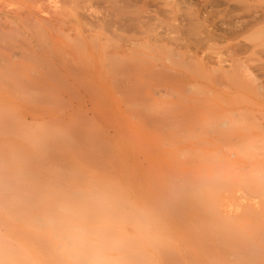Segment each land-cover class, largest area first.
Here are the masks:
<instances>
[{
  "label": "rangeland",
  "instance_id": "1",
  "mask_svg": "<svg viewBox=\"0 0 264 264\" xmlns=\"http://www.w3.org/2000/svg\"><path fill=\"white\" fill-rule=\"evenodd\" d=\"M132 1L0 0V264H86L71 225L110 264H264V96L220 103L161 67L205 84L264 0Z\"/></svg>",
  "mask_w": 264,
  "mask_h": 264
},
{
  "label": "bare ground",
  "instance_id": "2",
  "mask_svg": "<svg viewBox=\"0 0 264 264\" xmlns=\"http://www.w3.org/2000/svg\"><path fill=\"white\" fill-rule=\"evenodd\" d=\"M64 1V0H63ZM132 1V0H131ZM136 1V0H135ZM139 0H137L136 2H138ZM144 1V0H143ZM236 1H243V2H247L248 0H236ZM61 2H62V0H61ZM68 2V1H67ZM86 2V1H85ZM96 2V1H95ZM103 2V1H102ZM128 2V1H127ZM130 2V1H129ZM133 2L134 1H132L131 3L133 4ZM139 2H141V1H139ZM139 2H138V4H139ZM178 2V1H177ZM190 2V1H189ZM59 3V2H58ZM106 3H109V2H106ZM117 3V2H116ZM122 4H126L125 3V0H124V3L123 2H121ZM161 3V2H160ZM187 3H188V1H187ZM216 3V2H215ZM62 4V3H61ZM81 4V3H80ZM89 4V3H88ZM101 4V3H100ZM112 4V3H111ZM130 4V3H129ZM132 4H130V6H132ZM134 4H137V3H135L134 2ZM76 5H78V4H76ZM118 5V4H117ZM216 5H217V3H216ZM235 5V4H234ZM61 6V5H60ZM64 6V5H63ZM79 6V5H78ZM77 6V7H78ZM82 6V5H81ZM109 6V5H108ZM125 6V5H124ZM236 6V5H235ZM59 7V6H58ZM73 7V6H72ZM104 7H105V5H104ZM127 9H128V7L129 6H125ZM136 7V6H135ZM145 7H149V6H146L145 5ZM184 7V6H183ZM245 7H246V5H245ZM57 8V7H56ZM80 8V7H79ZM85 8V7H84ZM124 8V7H123ZM126 8H124V9H126ZM129 8H131V7H129ZM133 8V7H132ZM164 8H166V7H164ZM59 9V8H58ZM102 9H103V7H102ZM107 9H108V7H107ZM122 9V8H121ZM120 9V10H121ZM145 10H147L146 8H144ZM162 9V8H161ZM182 9V8H181ZM243 9V8H242ZM256 10L258 9L259 11L261 10V14L260 15H257L255 12H254V14L253 15H249L248 17H246L245 18V20L244 21H242V22H239V21H237V24L235 23L234 24V26H231L232 28L231 29H225V32H227L228 31V33L226 34V38H228V39H230V40H232V41H234V42H236V44L229 50V52H228V57H229V65L227 66V68H224V66H219L218 67V69L216 70V71H214L212 74H213V78L210 80L209 78V80L207 79V82L206 83H209V84H211L210 86L209 85H207L206 83L204 84V83H202L201 82V76L199 75V74H189V73H180V72H177L178 71V67H177V64L175 63V61H174V63L170 60V59H165V61L161 64V67H163V68H166V69H168V70H170V71H172V72H174V73H177L183 80H184V82L186 83V85L187 86H189V88H192L191 86L192 85H196V86H198V87H200V89H202V88H205V89H207L206 91L209 93V95L210 96H216V98L215 99H217V96L219 97V100L220 99H223L224 101L225 100H227V99H230V98H226V96H264V5L263 6H257L256 8H255ZM67 10V9H66ZM65 10V11H66ZM87 10V9H86ZM123 10V9H122ZM168 10V9H167ZM235 10V9H234ZM61 11V10H60ZM59 10H58V12H60ZM104 11V10H103ZM114 11V10H113ZM134 11V10H133ZM151 11V10H150ZM161 11H163V10H161ZM236 11V10H235ZM76 12V11H75ZM81 12V11H80ZM107 12V11H106ZM111 12V11H110ZM121 12V11H120ZM130 12V11H129ZM144 12H146V11H144ZM149 12V11H148ZM104 13V12H103ZM117 13V12H116ZM151 13H152V11H151ZM156 13V12H155ZM154 13V14H155ZM163 13V12H162ZM177 13V12H176ZM184 13V12H183ZM219 13V12H218ZM106 14V13H105ZM108 14V13H107ZM137 14H139V13H136L135 15H137ZM145 14V13H144ZM148 14V13H147ZM158 14V13H157ZM160 14V13H159ZM158 14V15H159ZM166 14V13H165ZM191 12L189 13V15L191 16ZM71 15V14H70ZM146 15V14H145ZM189 15H188V17L187 18H190L188 21H190L193 17H194V19H195V16H193V14H192V18L191 17H189ZM194 15H195V12H194ZM217 15V14H216ZM88 16V15H87ZM104 16V15H103ZM110 16V15H109ZM108 16V17H109ZM117 16V15H116ZM120 16V15H119ZM140 16H143V15H140ZM140 16L138 17V16H136V17H138V18H140ZM148 16H150V15H148ZM165 16V15H164ZM163 16V17H164ZM89 17V16H88ZM125 17H128V16H125ZM124 17V19H126ZM145 17V16H144ZM144 17H143V20H144ZM147 17V16H146ZM146 17H145V19H146ZM181 17V16H180ZM101 18H103V17H101ZM129 18L130 17H128V19H126L127 21L129 20ZM142 18V17H141ZM148 18V17H147ZM154 19H155V17H153ZM158 18V17H157ZM174 18V17H173ZM186 18V19H187ZM71 19V18H70ZM69 19V20H70ZM85 19V18H84ZM110 18H108V20H109ZM132 16H131V21L129 20L128 22L130 23V22H134L135 23V21H132ZM178 19V18H177ZM186 19H185V21H186ZM202 19V18H201ZM83 20V19H82ZM87 20V19H86ZM90 20V19H89ZM113 20V19H112ZM139 20H141V21H143L142 19H139ZM157 20V19H156ZM156 20H154V22L156 21ZM123 21V20H122ZM149 22V20L147 19L146 21H145V25H146V22ZM187 21V22H188ZM195 21V20H194ZM205 21V20H204ZM207 21V20H206ZM85 22V21H84ZM193 23V24H195V25H197V23L195 22H193V20L192 21H190V23ZM75 23V22H74ZM89 23V22H88ZM93 23V22H92ZM141 23V22H140ZM140 23H138V25H141ZM143 23V22H142ZM157 23V22H156ZM161 23V22H160ZM192 23H191V26H192ZM76 24V23H75ZM106 24V23H105ZM109 24V23H108ZM123 24H124V22H123ZM165 24H167V23H165ZM178 24V23H177ZM186 24V23H185ZM83 25V24H82ZM99 25V24H98ZM107 25V24H106ZM119 25V24H118ZM133 25V24H132ZM181 25V24H180ZM180 25H179V27H180ZM195 25H194V27H195ZM108 27H109V25H107ZM113 26V25H112ZM182 26V25H181ZM187 26H189V24L188 25H186L185 27H187ZM218 26V25H217ZM95 27V26H94ZM103 27V26H102ZM101 27V28H102ZM117 27V26H116ZM143 27V26H142ZM147 27V26H146ZM172 27V26H171ZM193 27V28H194ZM197 27V26H196ZM89 28V27H88ZM104 28V27H103ZM102 28V29H103ZM184 28V27H183ZM190 28V27H189ZM219 28H220V26H219ZM227 28V27H226ZM256 28V30H254ZM105 29V28H104ZM107 29V28H106ZM105 29V31H108V30H106ZM136 29V28H135ZM140 29V28H139ZM144 29H145V27H144ZM147 29V28H146ZM150 29V28H149ZM174 29V28H173ZM181 30L182 28H178L177 27V30H174V31H178V30ZM191 29V28H190ZM222 29V28H221ZM130 30V29H129ZM171 30V29H170ZM179 30V31H180ZM193 30V29H192ZM196 30V29H195ZM195 30L194 31H192V32H195ZM198 30V29H197ZM217 30H219V29H217ZM224 30V29H223ZM249 30H254V31H252L251 33H249L250 31ZM133 31V30H132ZM151 31V30H150ZM165 31V30H164ZM163 31V32H164ZM213 31V30H212ZM112 32V31H111ZM118 32V31H117ZM119 32H120V30H119ZM122 32H123V30H122ZM124 32H126V30L124 31ZM141 32V31H140ZM143 32V31H142ZM166 32V31H165ZM190 32V31H189ZM221 32V31H220ZM131 33H133V32H131ZM135 33H137V32H135ZM176 33V32H175ZM181 33V32H180ZM186 33V32H185ZM184 33V34H185ZM196 33V32H195ZM198 33V32H197ZM205 34L204 32H201V34ZM153 34V33H152ZM166 34V33H165ZM177 34V33H176ZM192 34V33H191ZM200 34V33H199ZM212 34V36H213V33H211ZM211 34H209V35H211ZM214 34H215V32H214ZM133 35V34H132ZM157 35H159L158 33H157ZM156 34H155V36H157ZM180 35V34H179ZM176 36L177 38H178V42L180 41L181 42V40L183 39V38H185V37H183L182 38V36H181V38H179L180 36ZM186 35V34H185ZM193 35H194V33H193ZM220 35H222V32L220 33ZM191 36V35H190ZM217 36V37H216ZM219 35L218 34H216L214 37L215 38H212V39H216V40H219L220 41V39L222 40V37L219 39V37H218ZM160 37V36H159ZM187 37H188V35H187ZM203 37V36H202ZM207 37L209 38V36L207 35ZM158 38V37H157ZM166 38V37H165ZM171 38V40H172V37H170ZM177 38H175V39H177ZM210 38H211V36H210ZM181 39V40H180ZM117 40V39H116ZM174 40V39H173ZM205 39H203V41H204ZM184 41H185V39H184ZM188 41V40H187ZM195 41V40H194ZM206 41V40H205ZM177 41H175L174 42V44L176 43ZM171 43H172V41H171ZM182 47V46H181ZM185 49H187V48H185ZM197 50V49H196ZM250 51V54H247V52H249ZM141 54V53H140ZM139 54V55H140ZM180 57V56H179ZM139 59V58H138ZM112 60V59H111ZM156 60V59H155ZM179 62H180V60H179ZM222 63H224V62H222ZM182 64V63H181ZM188 65H190V64H188ZM192 65V64H191ZM188 68H189V66H187ZM188 71V70H187ZM191 71V70H190ZM117 73V72H116ZM212 74H210V75H212ZM173 75V74H172ZM124 76H127L126 74L124 75ZM143 77H145V76H143ZM195 89V88H194ZM193 90V89H192ZM223 96H225V97H223ZM226 98V99H225ZM218 100V99H217ZM218 100V101H219ZM264 100V99H263ZM216 100H214V102H215ZM218 101H216V103L218 104H215V106L217 105V107H220L219 109L223 112L224 110L226 111V112H223L222 114H225V113H227L228 111H231V109L233 110L234 108V106H233V104H232V102H231V106H230V104H228L227 102H228V100H227V102H225V104H228V107H232V108H227L226 106H225V104L223 103V105L225 106V107H223L222 106V104H220V103H222V101L220 100L219 102ZM264 106V105H263ZM225 108V109H223V108ZM219 109H218V112H215V113H217L216 115L218 116L219 114L218 113H220L221 114V111L219 112ZM227 109H230V110H227ZM263 109H264V107H263ZM215 110H217L216 108H215ZM236 110L234 109V112H235ZM234 112H230V114L231 113H234ZM238 112V111H237ZM264 112V111H263ZM240 113V112H239ZM221 114V115H222ZM236 115L238 114V113H235ZM263 114V116H261V117H259L260 115H258L257 116V120H259V122L261 121L262 123H264L263 121H264V113H262ZM221 115H219V117L221 116ZM227 115H228V113H227ZM225 117H226V115H224ZM232 116H234L235 117V115H231V117ZM239 116V115H238ZM228 117H230V116H228ZM237 117V116H236ZM227 118V117H226ZM226 118H224V120H223V118H221L220 117V119H222L224 122H222V121H220V124L222 125V124H227L228 122L226 121L225 122V119ZM217 119V118H216ZM233 119V118H232ZM218 120H219V118H218ZM227 120V119H226ZM228 120H230V119H228ZM222 122V123H221ZM260 122V123H261ZM217 125H218V123H217ZM221 125H218V126H221ZM217 126V127H218ZM261 126H263L264 127V125L262 124ZM216 127V129L215 130H217V129H219V131H217L218 132V135L220 134V127L219 128H217ZM223 127V126H222ZM226 127V126H225ZM225 127H223V128H225ZM223 128H221V129H223ZM217 132H216V135H217ZM222 132H223V130H222ZM221 132V133H222ZM224 134V133H223ZM217 135V136H218ZM222 135V134H221ZM220 135V136H221ZM224 136V135H223ZM228 137H231V135H228ZM255 137H260V138H263L264 137V135L263 134H258V135H256ZM218 138V137H217ZM223 139H224V137H222ZM227 138V137H226ZM240 137L238 136V137H234L232 140L233 141H235V140H237V139H239ZM219 139H221V138H219ZM231 139V138H230ZM218 140V139H217ZM216 140V141H217ZM226 140V139H225ZM221 141V140H220ZM228 141H231V140H228ZM91 194H93V192L91 193L90 192V195ZM96 194V193H95ZM95 194H93V195H95ZM89 195V196H90ZM98 195V194H97ZM103 196V195H102ZM89 200V199H88ZM104 200H106V199H104ZM123 200V199H122ZM98 201V200H97ZM202 202V201H201ZM204 202V201H203ZM212 202V201H211ZM105 203H106V201H105ZM206 203V202H205ZM108 205V204H107ZM74 207V206H73ZM84 208H85V206H83ZM203 207V206H202ZM201 208V207H200ZM204 208V207H203ZM212 209V208H211ZM63 209H61V211H62ZM205 210V209H204ZM203 210V214H204V211ZM68 211V210H67ZM76 211H78V210H76ZM87 211V210H86ZM65 212V211H64ZM80 215V214H79ZM205 215H206V213H205ZM49 216V215H48ZM83 216H84V214H83ZM86 216H90V215H85V217ZM91 216H93L92 214H91ZM90 216V217H91ZM88 217H86V218H88ZM102 217V216H101ZM47 218V217H46ZM92 218V217H91ZM55 219H57L56 217H55ZM60 219V218H59ZM87 220H89V219H87ZM140 220V219H139ZM203 220V219H202ZM202 220H201V222H202ZM44 221V220H43ZM61 221V220H60ZM90 221H93L92 219H90L89 220V222ZM206 221V220H205ZM46 222V221H45ZM48 223H49V221H47ZM101 222V221H100ZM200 223V222H199ZM51 224V223H50ZM130 224V223H129ZM201 224V223H200ZM205 224H207V223H205ZM50 226H52V225H50ZM63 226V225H62ZM200 226V225H199ZM202 227V226H201ZM207 227V226H206ZM53 228V227H52ZM48 229H51V227L50 228H48ZM64 229V227L62 228V229H60V227L58 228V230H63ZM203 229H204V227H203ZM55 230V229H54ZM104 230V229H103ZM110 230V229H109ZM49 231H51L52 232V230H49ZM65 231V230H64ZM207 230L205 229V232H206ZM51 232H49V234L51 233ZM210 232V231H209ZM63 234H64V232H62ZM66 233V232H65ZM68 233V232H67ZM109 233V232H108ZM116 233V232H115ZM110 234V233H109ZM117 234V233H116ZM209 234V233H208ZM56 235V233L54 234V235H52V236H55ZM114 235V234H113ZM121 235V234H120ZM113 237V236H112ZM41 238V237H40ZM58 238V237H57ZM205 238V237H204ZM62 239V238H61ZM60 239V240H61ZM65 239V238H64ZM207 239V238H206ZM209 239V238H208ZM44 241V240H43ZM62 241V240H61ZM63 241H66L67 242V240L65 239V240H63ZM205 241V240H204ZM42 242V241H41ZM152 243V242H151ZM50 244V243H49ZM142 244V243H141ZM47 245V244H46ZM67 246H69L68 245V243L66 244ZM65 245V246H66ZM204 245V244H203ZM108 246V245H107ZM205 247H206V245H204ZM203 246V247H204ZM42 247V246H41ZM44 247V246H43ZM117 247V246H116ZM203 247H202V250H203ZM45 248H47V247H45ZM63 249V248H62ZM158 249H159V247H158ZM43 250V249H42ZM41 250V251H42ZM113 250V249H112ZM118 250V249H117ZM137 250V249H136ZM205 250V249H204ZM2 251V250H1ZM44 251V250H43ZM63 251H64V249H63ZM106 251V250H105ZM115 251H116V249H115ZM123 251V250H122ZM50 252V251H49ZM53 252V251H52ZM56 251H54L53 253H55ZM65 252H66V250H65ZM65 252H64V256H67L69 259H71V258H74V256L73 257H71L72 255V252H71V254H65ZM112 252V251H111ZM117 252H119V251H117ZM3 253V252H2ZM108 253H110V252H108ZM122 253V252H121ZM201 253V252H200ZM43 254V253H42ZM141 254V253H140ZM159 254V253H158ZM7 255V254H6ZM5 255V256H6ZM44 255H46V253L44 254ZM55 255V254H54ZM70 256V257H69ZM79 256V255H78ZM143 256H144V253H143ZM206 255H202V258H207V257H205ZM210 256V255H209ZM47 258H48V256H46ZM124 257V256H123ZM122 257V258H123ZM213 257V256H212ZM76 258V257H75ZM201 258V257H200ZM202 258H201V260H202ZM55 259V258H54ZM121 259V258H120ZM127 259V258H126ZM125 258H124V260H126ZM143 259H145V258H143ZM147 259V258H146ZM52 260V259H51ZM76 260V259H75ZM119 260V259H118ZM127 260H130V259H127ZM131 260L134 262V260H136V259H132L131 258ZM205 260V259H204ZM57 261V260H56ZM207 262H208V260H206ZM228 263H230V261H228V260H226ZM225 261V262H226ZM250 261V260H249ZM76 262V263H75ZM74 263L75 264H77V263H79V260H78V262L77 261H75ZM119 262V261H118ZM128 262H130V261H128ZM210 262V261H209ZM209 262H208V264H209ZM254 262V261H253ZM253 262H251V263H253ZM57 263H59V262H57ZM57 263H55V264H57ZM62 263H63V261H62ZM66 263V261L63 263V264H65ZM80 263H81V261H80ZM84 263V262H83ZM123 263V262H122ZM135 263H136V261H135ZM135 263H133V264H135ZM212 263V262H211ZM250 263V264H251ZM256 263V262H255ZM50 264V263H49ZM139 264V263H138ZM147 264H148V262H147ZM156 264V263H155ZM254 264V263H253Z\"/></svg>",
  "mask_w": 264,
  "mask_h": 264
},
{
  "label": "clouds",
  "instance_id": "3",
  "mask_svg": "<svg viewBox=\"0 0 264 264\" xmlns=\"http://www.w3.org/2000/svg\"><path fill=\"white\" fill-rule=\"evenodd\" d=\"M67 243L71 251L85 259L86 264H110L105 255L107 239L100 229L71 225Z\"/></svg>",
  "mask_w": 264,
  "mask_h": 264
}]
</instances>
